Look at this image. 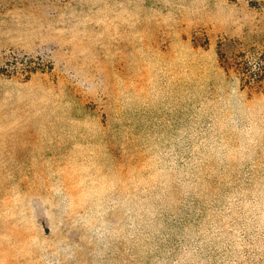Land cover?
<instances>
[{"label":"rangeland","instance_id":"rangeland-1","mask_svg":"<svg viewBox=\"0 0 264 264\" xmlns=\"http://www.w3.org/2000/svg\"><path fill=\"white\" fill-rule=\"evenodd\" d=\"M263 60L264 0H0V264H77L86 192L264 191Z\"/></svg>","mask_w":264,"mask_h":264},{"label":"crops","instance_id":"crops-1","mask_svg":"<svg viewBox=\"0 0 264 264\" xmlns=\"http://www.w3.org/2000/svg\"><path fill=\"white\" fill-rule=\"evenodd\" d=\"M76 197L67 202L76 211L65 214L71 263L197 264L239 254L264 264V191L115 190Z\"/></svg>","mask_w":264,"mask_h":264},{"label":"trees","instance_id":"trees-1","mask_svg":"<svg viewBox=\"0 0 264 264\" xmlns=\"http://www.w3.org/2000/svg\"><path fill=\"white\" fill-rule=\"evenodd\" d=\"M259 71H260V73L258 74V76H257V78H256V80H257L258 82L264 80V60L261 61V64H259Z\"/></svg>","mask_w":264,"mask_h":264}]
</instances>
